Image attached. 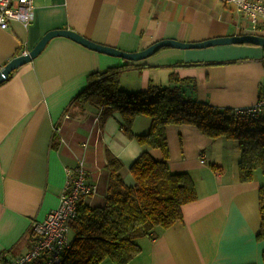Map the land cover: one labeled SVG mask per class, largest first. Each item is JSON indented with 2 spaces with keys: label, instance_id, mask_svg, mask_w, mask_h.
<instances>
[{
  "label": "crops",
  "instance_id": "crops-1",
  "mask_svg": "<svg viewBox=\"0 0 264 264\" xmlns=\"http://www.w3.org/2000/svg\"><path fill=\"white\" fill-rule=\"evenodd\" d=\"M34 6L30 26L14 20L0 29V69L55 29L127 52L162 39L198 42L253 33L241 11L220 0H35ZM119 66L125 67L120 82L127 91L175 85L186 99L221 110L250 107L264 96V46L164 47L133 62L53 37L0 83V264L31 248L33 224L59 205L66 168L75 174L85 163L97 191L82 200L103 206L107 151L121 160L127 185H134L130 167L143 152L164 158L161 149L122 131L119 111L103 121L100 108L75 101L90 72ZM173 72L186 81L173 83ZM151 123L147 115L136 116L133 134L148 133ZM166 135L170 169L188 172L198 197L172 226L138 238L141 252L128 264H264V239L257 238L264 173L258 169L252 181H240L235 139L210 138L191 124H169Z\"/></svg>",
  "mask_w": 264,
  "mask_h": 264
},
{
  "label": "trees",
  "instance_id": "trees-1",
  "mask_svg": "<svg viewBox=\"0 0 264 264\" xmlns=\"http://www.w3.org/2000/svg\"><path fill=\"white\" fill-rule=\"evenodd\" d=\"M124 66L93 71L87 75L86 87L75 101L90 103L102 110L104 121L113 111L122 116L121 129L140 144L162 150L157 160L145 151L131 165L134 185H127L121 175V160L107 151L110 173L103 206H91L82 199L77 216L70 223V240L55 264H100L109 258L114 264H128L140 252L137 239L151 235L156 228H168L182 219V207L197 199V190L188 172H173L167 162L169 146L166 126L195 125L204 135L239 142V179L252 181L254 172L264 173V119L236 113L235 108L221 110L208 102L186 99L178 86L150 84L144 91H127L121 87ZM173 83L184 82L176 73ZM147 115L152 123L146 134L132 132L134 119ZM261 217L258 240L264 239V185L259 189ZM49 253L30 264H47ZM264 261V251H263ZM7 263V262H6ZM5 263V264H6Z\"/></svg>",
  "mask_w": 264,
  "mask_h": 264
},
{
  "label": "built area",
  "instance_id": "built-area-1",
  "mask_svg": "<svg viewBox=\"0 0 264 264\" xmlns=\"http://www.w3.org/2000/svg\"><path fill=\"white\" fill-rule=\"evenodd\" d=\"M234 6L244 15L248 29L264 34V0H220ZM35 0H0V29H8L11 21H19L25 27L34 20ZM25 53V52H24ZM236 113L264 119V96L250 107L235 108ZM67 182L60 195L59 205L50 210L41 222L32 226V246L25 253L7 261L6 264H30L43 254L49 253L47 264L60 261L61 254L70 240V223L77 216L79 201L97 191L88 176L85 163L79 162L76 173L66 168Z\"/></svg>",
  "mask_w": 264,
  "mask_h": 264
},
{
  "label": "water",
  "instance_id": "water-1",
  "mask_svg": "<svg viewBox=\"0 0 264 264\" xmlns=\"http://www.w3.org/2000/svg\"><path fill=\"white\" fill-rule=\"evenodd\" d=\"M56 36H63L70 38L90 49L102 53H106L109 55L121 57L123 59L133 62L143 60L164 47H173L178 49H192V48H206L211 46L230 45V44H253V45L264 46L263 35L246 33V34L214 37L198 42H185L174 39H162L144 48L143 50H139L136 52H127L112 46H107L92 41L86 38L85 36H83L82 34L70 29H55L47 32L34 46V48H32L30 51H27L19 56H16L12 58L9 62H7L4 65V67L0 69V83L4 81L14 69L20 67L21 65L27 62L32 61L35 57H37L43 51L49 40Z\"/></svg>",
  "mask_w": 264,
  "mask_h": 264
}]
</instances>
